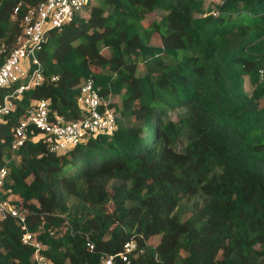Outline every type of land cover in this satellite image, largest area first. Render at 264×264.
Returning a JSON list of instances; mask_svg holds the SVG:
<instances>
[{
    "label": "trees",
    "instance_id": "obj_1",
    "mask_svg": "<svg viewBox=\"0 0 264 264\" xmlns=\"http://www.w3.org/2000/svg\"><path fill=\"white\" fill-rule=\"evenodd\" d=\"M42 1L0 0V67ZM38 57L45 82L0 120V168L50 264H101L128 241L144 249L138 264H264V0H91ZM88 78L115 130L66 154L34 132L13 155L38 101L83 117ZM21 233L0 220V264H32Z\"/></svg>",
    "mask_w": 264,
    "mask_h": 264
},
{
    "label": "built area",
    "instance_id": "obj_2",
    "mask_svg": "<svg viewBox=\"0 0 264 264\" xmlns=\"http://www.w3.org/2000/svg\"><path fill=\"white\" fill-rule=\"evenodd\" d=\"M90 5L91 0H44L25 10L15 48L0 67V120L14 108V98L45 82L38 54L47 45L49 34L58 32L77 16L84 17L81 12ZM21 7V3L14 7L13 18L20 13ZM260 74L262 77L263 73ZM56 80V77L51 78V82ZM16 85L12 91H5ZM78 89L76 102L83 111V117L67 122L56 112H51L48 101H38L13 130L10 146L13 155L32 140L34 132L38 136H34L33 140L42 137L51 153L66 154L88 137L110 134L115 130L114 110L95 90L93 80H83ZM8 179L9 170L0 168V220L13 219L19 225L21 243L33 250L32 264H50L42 243L28 230L29 211L15 204L18 197L6 187ZM87 247L90 251L94 250L90 242H87ZM143 252L144 249L138 247L135 241H128L118 253L103 254L100 263L138 264Z\"/></svg>",
    "mask_w": 264,
    "mask_h": 264
},
{
    "label": "rangeland",
    "instance_id": "obj_3",
    "mask_svg": "<svg viewBox=\"0 0 264 264\" xmlns=\"http://www.w3.org/2000/svg\"><path fill=\"white\" fill-rule=\"evenodd\" d=\"M99 0H93L94 3H98ZM88 10H89V7H86L82 10V14L83 15H87L88 14ZM155 19L154 16H149L148 19H147V23H151L153 20ZM159 37L157 35H153L152 37V44L153 45H158L159 44ZM245 89L246 91L249 93L250 92V86H249V83L246 81V86H245ZM111 102L112 103H120V99L118 97H115V98H112L111 99ZM263 103H264V100H263ZM157 242V237H153L152 239H150L148 241L149 244H155Z\"/></svg>",
    "mask_w": 264,
    "mask_h": 264
}]
</instances>
